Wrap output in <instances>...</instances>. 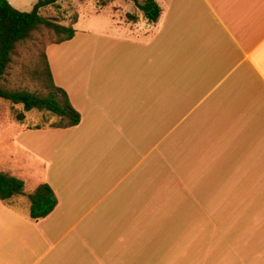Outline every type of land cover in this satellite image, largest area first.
Segmentation results:
<instances>
[{"label": "crops", "instance_id": "1", "mask_svg": "<svg viewBox=\"0 0 264 264\" xmlns=\"http://www.w3.org/2000/svg\"><path fill=\"white\" fill-rule=\"evenodd\" d=\"M156 1L48 47L81 122L22 124L58 204L0 200V264H264V0Z\"/></svg>", "mask_w": 264, "mask_h": 264}, {"label": "rangeland", "instance_id": "2", "mask_svg": "<svg viewBox=\"0 0 264 264\" xmlns=\"http://www.w3.org/2000/svg\"><path fill=\"white\" fill-rule=\"evenodd\" d=\"M141 1V0H140ZM107 10L121 22L128 21L127 14L135 10V3L131 0H60L59 8L50 7L40 11V14L64 27H71L79 16L80 23L76 30H97L108 34H127L123 26L113 27L109 16L90 15L92 7ZM33 7H23L22 12H30ZM137 13V12H134ZM129 22V21H128ZM65 34H57L51 28L42 27L33 32L30 39L18 44L12 62L4 75L1 87L8 91L25 90L39 96H47L49 90L44 79L46 70L45 54L50 45L57 43ZM47 58V64H48ZM50 66V65H49ZM24 112L22 105H13L0 98V172L12 174L22 169L21 179L25 182V192L33 193L40 185L45 184L46 168L42 162L31 164L26 154L19 150L20 132L22 124H36L40 127L59 126L67 123L47 111L31 110L25 112L26 120L18 122L17 113ZM184 177L185 169L180 168ZM19 176V177H20Z\"/></svg>", "mask_w": 264, "mask_h": 264}, {"label": "trees", "instance_id": "3", "mask_svg": "<svg viewBox=\"0 0 264 264\" xmlns=\"http://www.w3.org/2000/svg\"><path fill=\"white\" fill-rule=\"evenodd\" d=\"M60 0H38L32 11L22 12L14 8L9 0H0V98L11 102L13 105H22L24 112L17 113V121L23 122L26 118L25 112L33 109L47 111L55 116L66 119L67 123L51 126L53 128H69L77 126L81 122V115L70 103L67 93L54 84L51 68L47 64L45 54L46 70L44 79L49 90L47 96L25 91H8L1 87L4 75L12 62L18 44L31 38L33 32L42 27L51 28L57 34H65L57 44L72 40L75 30L64 27L55 21L43 17L40 10L46 7H58ZM135 3L149 23H157L162 14V8L156 0H131ZM129 21L136 22L137 14H127ZM76 23V21L74 22ZM73 23V24H74ZM40 129V126H36ZM25 195V182L18 177L0 172V200L9 201L14 197ZM30 200V217L39 220L49 216L57 207L58 199L53 189L48 184L40 185L33 193L28 195Z\"/></svg>", "mask_w": 264, "mask_h": 264}]
</instances>
